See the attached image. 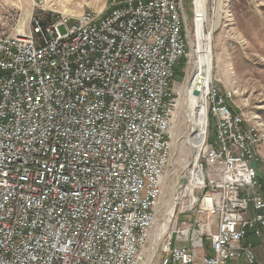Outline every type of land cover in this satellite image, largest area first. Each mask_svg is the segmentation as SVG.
Here are the masks:
<instances>
[{
  "label": "built area",
  "instance_id": "obj_1",
  "mask_svg": "<svg viewBox=\"0 0 264 264\" xmlns=\"http://www.w3.org/2000/svg\"><path fill=\"white\" fill-rule=\"evenodd\" d=\"M35 6L27 31L0 32V264L253 263L264 136L232 110L235 92L213 78L196 87L202 122L168 172L191 35L182 0H123L72 20Z\"/></svg>",
  "mask_w": 264,
  "mask_h": 264
},
{
  "label": "rangeland",
  "instance_id": "obj_2",
  "mask_svg": "<svg viewBox=\"0 0 264 264\" xmlns=\"http://www.w3.org/2000/svg\"><path fill=\"white\" fill-rule=\"evenodd\" d=\"M38 1L0 0V32L13 35L17 30L27 31L32 14L39 11L35 6ZM121 1L43 0V7L72 20L88 10L107 11ZM201 1L182 0L191 35L187 44L186 64L182 68L183 75L179 73L174 79V90L179 94L178 104L181 100L184 106L187 95L197 87L196 84L192 87L193 75L203 78L205 69L210 68V74L219 88L235 92L233 104L243 110L250 124H264V0H204V18L201 16V20L204 19V32L198 25L197 33L194 32V3L196 5ZM191 42L195 47V53H192L194 64L191 59ZM202 104L200 96L195 104V113H199ZM177 106L171 130L172 158L169 173L179 170L191 153L187 141L183 142L187 129H190L184 120L185 106ZM208 134L210 140L216 138L213 119Z\"/></svg>",
  "mask_w": 264,
  "mask_h": 264
},
{
  "label": "bare ground",
  "instance_id": "obj_3",
  "mask_svg": "<svg viewBox=\"0 0 264 264\" xmlns=\"http://www.w3.org/2000/svg\"><path fill=\"white\" fill-rule=\"evenodd\" d=\"M190 47H191V59H192L193 64H194V55L192 53H195V47L193 46L192 42L190 44ZM193 69L195 70V65H194ZM210 72H211L210 68H206L204 75H202L203 78H200L196 75H193V79H192L191 84H194V85L192 87H194L195 84H196V86H202L203 84H205L206 81H208L209 79H211L213 77V75H211ZM223 90H224V96L225 97H232V94L234 91L226 90L225 88ZM199 95L194 96L193 92L191 94L187 95V100L185 99V101H184L185 107L182 106L181 100H179V104L177 103L179 106L184 107V111H185L184 120H186V125L189 128L194 127L195 129H197V127H199L201 122H202V120H201L202 119V117H201L202 108L200 109L199 113L194 112L195 104H196V102L198 103V99L200 98ZM197 111H198V107H197L196 112ZM245 118H246V115H245ZM246 125H248V126L252 125V127H254V133H259V135L264 136V124H262V123L250 124L249 119L246 118ZM190 136L191 135H189L188 137H190ZM184 141H185V143H186V141L188 142V138H185L183 140V142Z\"/></svg>",
  "mask_w": 264,
  "mask_h": 264
},
{
  "label": "crops",
  "instance_id": "obj_4",
  "mask_svg": "<svg viewBox=\"0 0 264 264\" xmlns=\"http://www.w3.org/2000/svg\"><path fill=\"white\" fill-rule=\"evenodd\" d=\"M232 110L236 112L238 108L233 106ZM254 166L256 169V177L262 185L261 192L264 194V146L258 149V161L254 163ZM246 243L252 245L251 249L255 256L253 263H248L245 257H241L237 260H230L228 264H264V234L262 237H258L249 233L245 239Z\"/></svg>",
  "mask_w": 264,
  "mask_h": 264
},
{
  "label": "trees",
  "instance_id": "obj_5",
  "mask_svg": "<svg viewBox=\"0 0 264 264\" xmlns=\"http://www.w3.org/2000/svg\"><path fill=\"white\" fill-rule=\"evenodd\" d=\"M180 63L177 65L176 70H175V76L183 75L182 68L184 67L185 63V58L183 57L180 61ZM181 70V71H180ZM176 78V77H175Z\"/></svg>",
  "mask_w": 264,
  "mask_h": 264
},
{
  "label": "water",
  "instance_id": "obj_6",
  "mask_svg": "<svg viewBox=\"0 0 264 264\" xmlns=\"http://www.w3.org/2000/svg\"><path fill=\"white\" fill-rule=\"evenodd\" d=\"M201 4V3H200ZM199 4V10H198V24H197V26L199 25V27L201 26L202 27V24H201V17H200V7H201V5ZM186 25H187V22H186ZM196 30H197V27H196ZM197 32V31H196ZM198 33V32H197ZM190 80V78L187 80V83H188V81ZM193 95L194 96H196V95H199V90H198V88H193Z\"/></svg>",
  "mask_w": 264,
  "mask_h": 264
}]
</instances>
